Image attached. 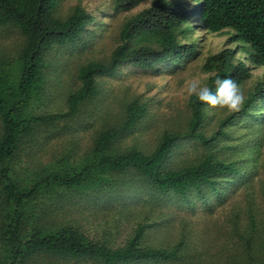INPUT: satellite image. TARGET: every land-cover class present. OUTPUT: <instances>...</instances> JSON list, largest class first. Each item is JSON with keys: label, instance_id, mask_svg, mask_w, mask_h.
Returning a JSON list of instances; mask_svg holds the SVG:
<instances>
[{"label": "trees", "instance_id": "16d2710c", "mask_svg": "<svg viewBox=\"0 0 264 264\" xmlns=\"http://www.w3.org/2000/svg\"><path fill=\"white\" fill-rule=\"evenodd\" d=\"M60 1L0 0V264H264V0ZM187 73L245 107L124 82Z\"/></svg>", "mask_w": 264, "mask_h": 264}, {"label": "clouds", "instance_id": "9594fccd", "mask_svg": "<svg viewBox=\"0 0 264 264\" xmlns=\"http://www.w3.org/2000/svg\"><path fill=\"white\" fill-rule=\"evenodd\" d=\"M184 92L186 99L195 97L211 109L226 110L230 114L242 111L248 100L240 84L231 78H217L215 91L200 78H193L187 82Z\"/></svg>", "mask_w": 264, "mask_h": 264}, {"label": "rangeland", "instance_id": "374dc122", "mask_svg": "<svg viewBox=\"0 0 264 264\" xmlns=\"http://www.w3.org/2000/svg\"><path fill=\"white\" fill-rule=\"evenodd\" d=\"M98 0H88L87 4H88V8H93L94 4L97 2ZM73 2V0H61L59 3V11L61 14H65V12L67 11L68 6ZM96 17L99 19L102 17L101 13H97ZM197 32H195L194 35L198 36L197 38L201 37L203 35L204 31H201V28H198L196 30ZM223 35H209L206 34L205 38H204V45L201 46V50L202 52L206 51V50H213L215 49L217 46L221 45V39L223 38ZM187 71L188 69L185 68ZM137 76V77H136ZM135 77H127L126 79H124V82H130V85L135 89L136 91H143V94H151L153 93V95H155L158 98H161L160 101L163 103L165 101L169 100L170 96H175L177 99H182L185 95V87L186 84L189 80L196 78V76L194 75H190V74H186L183 78H182V82L178 84V86L172 90V91H159L157 90L155 87L154 88H150L148 90L145 89V81L147 79H149V77H142L140 75H136ZM162 82L165 81V77H163ZM164 104V103H163ZM123 235V234H121Z\"/></svg>", "mask_w": 264, "mask_h": 264}]
</instances>
